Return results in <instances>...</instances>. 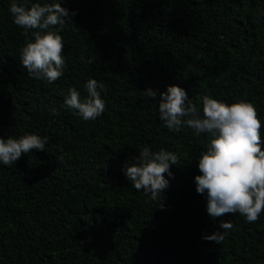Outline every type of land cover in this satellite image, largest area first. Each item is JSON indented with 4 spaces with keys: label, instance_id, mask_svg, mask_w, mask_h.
Listing matches in <instances>:
<instances>
[{
    "label": "trees",
    "instance_id": "trees-1",
    "mask_svg": "<svg viewBox=\"0 0 264 264\" xmlns=\"http://www.w3.org/2000/svg\"><path fill=\"white\" fill-rule=\"evenodd\" d=\"M13 2L76 12L52 29L66 65L55 82L23 66L35 30L14 23ZM89 79L104 84L105 110L86 121L64 100L69 88L83 100ZM170 84L201 115L206 95L251 102L264 150V0H0V137L47 141L0 163V264H264V211L254 223L208 215L194 178L209 137L164 126L158 99ZM144 147L178 156L163 199L125 176ZM222 220L233 228L219 244L205 239Z\"/></svg>",
    "mask_w": 264,
    "mask_h": 264
},
{
    "label": "clouds",
    "instance_id": "clouds-1",
    "mask_svg": "<svg viewBox=\"0 0 264 264\" xmlns=\"http://www.w3.org/2000/svg\"><path fill=\"white\" fill-rule=\"evenodd\" d=\"M14 23L24 29L28 39L20 50V58L28 74L36 79L53 83L63 75L65 60L62 56L64 43L61 35L52 30L72 20L76 12L69 11L61 3H33L30 6L13 2L9 8ZM87 96L81 100L75 88H69L65 105L76 110L84 120H95L103 114L105 102L100 91L104 84L96 79L86 83ZM147 97L156 99L157 91L148 88ZM159 119L168 129L179 132L182 125L193 129L196 135L209 137L207 150L199 157L201 175L195 176L196 191L206 195L207 213L216 218L226 214L246 217L254 223L264 211V150L261 148V121L254 105L247 100L226 104L210 96L202 98V115L186 90L176 84L159 92ZM56 115V109H52ZM46 140L39 135L25 133L19 138L0 137V163L11 166L23 154L33 149L45 150ZM178 156L170 151L153 152L148 147L139 151L131 163L125 164V176L137 190L150 194L153 200L163 199L162 192L168 187L165 178L173 176L171 166ZM217 231L204 238L219 244L223 233L233 228L231 221H220Z\"/></svg>",
    "mask_w": 264,
    "mask_h": 264
}]
</instances>
